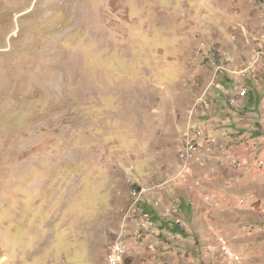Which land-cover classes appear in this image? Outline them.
Listing matches in <instances>:
<instances>
[{
	"label": "rangeland",
	"instance_id": "obj_1",
	"mask_svg": "<svg viewBox=\"0 0 264 264\" xmlns=\"http://www.w3.org/2000/svg\"><path fill=\"white\" fill-rule=\"evenodd\" d=\"M263 27L264 0H0V264H108L114 245L130 264L126 225L148 192L172 208L200 176L193 154L156 181L161 126L203 99L223 120L239 83L208 87L203 61L245 69Z\"/></svg>",
	"mask_w": 264,
	"mask_h": 264
},
{
	"label": "crops",
	"instance_id": "obj_2",
	"mask_svg": "<svg viewBox=\"0 0 264 264\" xmlns=\"http://www.w3.org/2000/svg\"><path fill=\"white\" fill-rule=\"evenodd\" d=\"M262 30L264 33V27ZM257 46L259 48L245 58V69L239 68L238 60H231L225 52L222 56L228 57L229 62L222 63L223 76L218 74L216 79H212L214 64L223 57L213 54L212 60L203 61L212 71L208 87L220 80L239 83L235 96L227 98L228 110L223 120L215 119L220 108L201 98L205 106L199 103L198 108L192 110L176 108L173 127L161 126V142L155 147L159 156L155 158L152 154L153 160L157 159L156 181H167L179 171L188 133L198 144L189 169L198 171L200 176L194 172L196 178L191 182L195 189L189 191L182 184L187 191L179 188V197L172 202L173 208V204L180 201L179 217L187 223L185 227L176 223L171 203L161 201L166 196L165 191L156 188L148 192L151 198L147 194L135 210L138 222L133 225L131 219L126 225L124 244L132 257L130 264L143 261L148 264H199V261L210 264L218 235L225 237L236 252L222 237L225 247L236 254L235 261L264 264V36ZM235 75L242 78L236 79ZM198 80L201 82L200 78ZM207 102L210 103L207 105ZM227 151L232 154L231 159L225 157ZM141 194L139 191L133 195ZM191 197L196 199L197 207L190 205ZM150 229L160 234L147 236ZM85 244L88 246L89 241ZM90 255V249L85 247L84 256L89 261Z\"/></svg>",
	"mask_w": 264,
	"mask_h": 264
},
{
	"label": "built area",
	"instance_id": "obj_3",
	"mask_svg": "<svg viewBox=\"0 0 264 264\" xmlns=\"http://www.w3.org/2000/svg\"><path fill=\"white\" fill-rule=\"evenodd\" d=\"M219 74H220V77L223 76L222 69H219ZM191 152H198V145H197V142L194 139H189L188 137H186V139H185V141L183 143V149L181 151V165L182 166L187 163ZM225 157L228 159L226 154H225ZM184 179H185V177H184ZM189 203H190L191 206L195 205V203L193 201H191ZM179 210H180V204L178 202H175L173 204V212H172V214L177 216V218L175 220L176 223L181 225V226H183V227H185L187 224H186L185 220H183V219H181L179 217ZM150 233L153 234V233H155V231L152 230ZM156 233L159 234L160 232L157 231ZM217 243L221 247L224 261L226 263H228V264L234 263L236 254H234L232 251H226L225 250V242H222V237H218L217 238ZM121 253L122 252H115L114 253V255H116V261L118 259V256L121 255Z\"/></svg>",
	"mask_w": 264,
	"mask_h": 264
},
{
	"label": "bare ground",
	"instance_id": "obj_4",
	"mask_svg": "<svg viewBox=\"0 0 264 264\" xmlns=\"http://www.w3.org/2000/svg\"><path fill=\"white\" fill-rule=\"evenodd\" d=\"M241 94L244 95L245 91L242 90ZM196 154V152H191L190 155ZM228 158H230V154H226ZM191 157V156H190ZM115 252H122L121 255L118 256V259L116 261V255H114ZM125 256V249L124 247H121L119 245H114L111 249L109 259H108V264H121L123 262V258Z\"/></svg>",
	"mask_w": 264,
	"mask_h": 264
}]
</instances>
